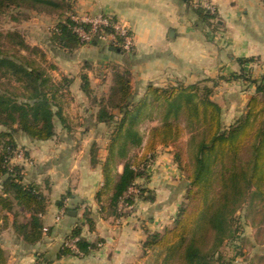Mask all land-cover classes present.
<instances>
[{"label": "crops", "instance_id": "crops-1", "mask_svg": "<svg viewBox=\"0 0 264 264\" xmlns=\"http://www.w3.org/2000/svg\"><path fill=\"white\" fill-rule=\"evenodd\" d=\"M206 1L214 12L209 13L212 18L203 20L185 0H77L80 11L106 13L125 22L131 30L132 49L124 52L93 42L70 51L56 48L49 40L42 43L52 47L48 58L55 66L50 73L53 79L66 76L71 84L62 107L65 121L54 120L51 138L15 134L18 146L28 153L20 163L24 180L36 183L48 204L41 216L42 238L35 245L25 244L9 229L16 247L12 264H149L142 244L149 234L174 230L184 173L172 158V143L159 146L146 176L135 179L146 190L143 197L136 198L132 208L119 217L101 213L97 195L104 183L103 163L113 126L97 119L100 100L110 93L115 69L129 72L131 92L138 99L149 84L166 87L216 80L217 87L238 91L240 80L221 84L219 78L239 72L240 57L253 58L244 65L252 77L264 74V1ZM36 15L45 18L47 27L57 20ZM83 75L87 91L82 87ZM247 88L240 94L245 100L254 93L253 86ZM93 146L98 148L95 162ZM133 149L127 158L143 152L142 147L137 153ZM125 160L119 158L113 165L114 178L122 172ZM77 224L79 237L89 243V249L85 254L65 253L62 242Z\"/></svg>", "mask_w": 264, "mask_h": 264}, {"label": "trees", "instance_id": "trees-1", "mask_svg": "<svg viewBox=\"0 0 264 264\" xmlns=\"http://www.w3.org/2000/svg\"><path fill=\"white\" fill-rule=\"evenodd\" d=\"M185 1L190 4V0ZM71 8V0H0V14L13 9L14 17L22 16L25 10L60 19ZM194 10L203 20L213 16L199 7ZM49 30L48 39L58 49L72 51L84 45L69 21L56 22L54 29ZM2 38L8 40L9 47L17 48L11 52L2 49L5 44L0 43V232L10 228L25 244L35 245L42 238L41 216L48 199L36 183L24 180L23 165L13 162L21 150L28 158L27 151L18 146L15 134L22 132L37 140L51 138L55 133L54 120L65 121L62 107L71 79L62 76L54 80L50 71L55 66L47 62L43 50L26 43L20 32L0 31ZM250 61L253 58H237L240 71L219 78L224 82L242 80L254 87L245 113L228 127L222 124L221 106L212 98L216 80L166 87L149 84L138 99L131 92L129 72L113 70V85L109 95L100 100L97 114L100 122L113 126L103 163L104 183L97 195L101 213L119 217L124 211L121 202L133 205L136 198L143 197L146 190L137 185L133 198L125 195L136 178L146 176V167L159 146H167L184 132L189 133L187 188L188 195L195 191L198 194L197 204L188 223L177 229L173 240L163 242L159 232L148 235L142 246L144 254L150 256L149 264H214L213 257L223 241L235 237V212L244 204L251 208L264 199V74L254 78L245 72L244 65ZM82 80L83 90L87 91L84 75ZM208 81L211 86L206 84ZM147 118L158 119V123L142 134L139 124ZM139 147L143 148L139 157L127 158L131 149ZM97 149L91 148L93 162ZM119 158L126 160L122 172L114 178L113 165ZM185 210L180 207L177 211L175 226L181 224ZM86 220L92 225L90 218ZM80 232L81 226L77 224L66 237L78 238V250L63 246V252L88 251L90 245L79 237ZM0 264H7L1 242Z\"/></svg>", "mask_w": 264, "mask_h": 264}, {"label": "rangeland", "instance_id": "rangeland-1", "mask_svg": "<svg viewBox=\"0 0 264 264\" xmlns=\"http://www.w3.org/2000/svg\"><path fill=\"white\" fill-rule=\"evenodd\" d=\"M15 13L16 10L6 9L2 14H0V31L20 32V36L22 37V39H24V41L30 46H37L41 50H43L45 52L47 62L51 63V59L48 58V55H50L51 53L48 52V49L52 47L47 44L49 48H46L42 44L43 42H45V40H49L48 38L50 25L47 27V21L45 20V18L38 17L35 12L31 11L24 10L22 16H12V14ZM1 42L5 44L2 49L4 48L6 50L8 48L11 52H15L14 50L17 48V45L9 47V44L7 43L8 40L5 38H2L0 40V43ZM56 72L57 70L52 73L55 74ZM220 83L224 84V81ZM206 84L208 86L212 85L211 83ZM237 84L239 90L235 92L233 90L228 91V89L223 87H217L216 85L213 86L212 98L222 108V124L226 127L234 124L237 118L245 113L246 104L249 100H245L244 97H240V94L242 93L241 91L248 89V84L242 80H240ZM157 123L158 119H145L139 124L140 132L142 134H146L148 129L152 125ZM188 138L189 133L184 132L180 139L171 142L172 144L170 143L171 145L169 146L173 160L184 173L181 185V188H183V192L179 197L180 201L177 207V211L180 207H185L186 210L181 218V224H179L178 227L177 225H174L175 230H173L172 232L170 231L167 234L164 233L161 235V239L163 242H168L175 238L177 229L180 226H184L188 223V219L192 216V208H194V206L197 204L198 194L195 191L191 194V196L188 195L187 188L189 184V181L187 179V172L190 168V159L188 156L189 152L187 146ZM21 152L22 155H24L22 150ZM131 152L137 153L139 151L137 148H135ZM178 157L179 160H177ZM24 159V156L22 158L15 157L13 159V162L20 164ZM176 213L174 215V218L176 217ZM9 216V220H11L12 215L9 214ZM233 227L234 229L236 228L235 237H229L223 241L222 245L219 247L217 253L213 257L214 264H264V199L261 202L257 201L251 208H249L247 204H244L241 209H238L233 217ZM9 229L10 228L4 229L0 232V242L2 248L5 251L7 261H11L10 264H12V258L15 252L14 248L16 247L13 246L15 241L13 240L14 237H12L9 233Z\"/></svg>", "mask_w": 264, "mask_h": 264}, {"label": "built area", "instance_id": "built-area-1", "mask_svg": "<svg viewBox=\"0 0 264 264\" xmlns=\"http://www.w3.org/2000/svg\"><path fill=\"white\" fill-rule=\"evenodd\" d=\"M77 0H71L72 8L60 19L50 24L49 29H54L56 22L67 23L71 22V29L74 34L77 35L80 42L83 44H91L93 42H102L107 45L119 47L124 52H129L133 47V40L130 27L123 22L115 18L113 15L106 13L91 14L88 12L80 11L75 2ZM264 1V0H261ZM190 4L193 8H202L209 13L214 12L213 6L206 0H190ZM22 152L17 153V157L22 158ZM137 192L136 184L129 187L127 198H133ZM120 206L123 210H130L133 205H129L125 202H121ZM77 237L64 239L62 245L73 251H77L76 241Z\"/></svg>", "mask_w": 264, "mask_h": 264}, {"label": "water", "instance_id": "water-1", "mask_svg": "<svg viewBox=\"0 0 264 264\" xmlns=\"http://www.w3.org/2000/svg\"><path fill=\"white\" fill-rule=\"evenodd\" d=\"M69 213H72V214H74V211H69Z\"/></svg>", "mask_w": 264, "mask_h": 264}]
</instances>
